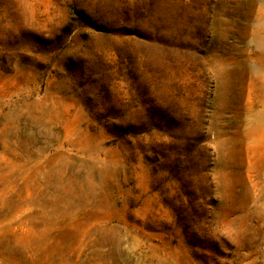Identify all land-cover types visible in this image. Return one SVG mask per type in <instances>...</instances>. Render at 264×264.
Returning a JSON list of instances; mask_svg holds the SVG:
<instances>
[{"label": "rangeland", "instance_id": "obj_1", "mask_svg": "<svg viewBox=\"0 0 264 264\" xmlns=\"http://www.w3.org/2000/svg\"><path fill=\"white\" fill-rule=\"evenodd\" d=\"M0 264H264V0H0Z\"/></svg>", "mask_w": 264, "mask_h": 264}]
</instances>
